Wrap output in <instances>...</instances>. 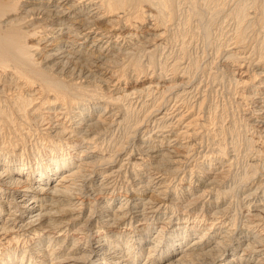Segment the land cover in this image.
Listing matches in <instances>:
<instances>
[{
  "label": "bare ground",
  "instance_id": "6f19581e",
  "mask_svg": "<svg viewBox=\"0 0 264 264\" xmlns=\"http://www.w3.org/2000/svg\"><path fill=\"white\" fill-rule=\"evenodd\" d=\"M0 264H264V0H0Z\"/></svg>",
  "mask_w": 264,
  "mask_h": 264
},
{
  "label": "rangeland",
  "instance_id": "374dc122",
  "mask_svg": "<svg viewBox=\"0 0 264 264\" xmlns=\"http://www.w3.org/2000/svg\"><path fill=\"white\" fill-rule=\"evenodd\" d=\"M31 39H32V38H31ZM31 39H30V41H32V42H33V41H34V39H32V40H31ZM239 111H240V112H239ZM239 111H237V114L240 116V115H241V111H242V110H239Z\"/></svg>",
  "mask_w": 264,
  "mask_h": 264
}]
</instances>
